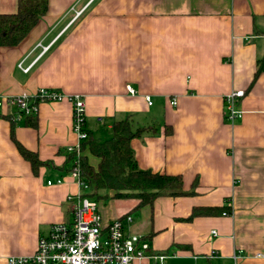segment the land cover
<instances>
[{
  "label": "crops",
  "instance_id": "1",
  "mask_svg": "<svg viewBox=\"0 0 264 264\" xmlns=\"http://www.w3.org/2000/svg\"><path fill=\"white\" fill-rule=\"evenodd\" d=\"M17 9L18 0H0V14ZM263 58L264 0H49L21 44L0 47V93L81 96L86 130L100 140L127 117L134 130L150 129L131 142L139 168L180 175L195 193L139 211L118 200L134 204L111 202L103 218L132 216L126 228L167 264H264L255 257L264 253V72L254 81ZM234 91L245 95L231 123L225 99ZM16 113L0 108V264L34 254L52 225L71 222L80 194L66 165V149L80 143L72 104L40 103L36 127L14 123ZM12 125L47 165L35 170L22 156ZM221 206L232 214L187 220L194 208Z\"/></svg>",
  "mask_w": 264,
  "mask_h": 264
},
{
  "label": "built area",
  "instance_id": "2",
  "mask_svg": "<svg viewBox=\"0 0 264 264\" xmlns=\"http://www.w3.org/2000/svg\"><path fill=\"white\" fill-rule=\"evenodd\" d=\"M50 46L42 47L43 53ZM32 65L23 67L28 73ZM130 94L135 90L128 86ZM245 95L244 91H234L227 95L226 118L231 123L240 119L243 112L238 108V99ZM69 101L73 108L74 132L78 136L79 144L70 146L67 152H77L73 162V169L69 174L76 179L79 187V203L72 207V221L52 225L48 235L40 237L37 250L32 255L11 256L8 264H167L168 256L156 252L142 235L131 233L126 225L133 222L132 216L117 218L106 222L99 211L98 203L87 193L89 186L81 177L78 157L83 155L81 143L88 139L86 130V102L81 96L66 95L56 89L41 88L33 95L23 94L8 96L0 93V108H13L17 111L14 119L22 120L25 116L36 115L40 103H54ZM152 105L150 97H146ZM176 106L177 101L171 102ZM63 179L57 180L61 184ZM49 185L53 182L49 181ZM213 234H217L213 232ZM256 258L264 259V253H257ZM239 258V256H238ZM237 259V257H236Z\"/></svg>",
  "mask_w": 264,
  "mask_h": 264
},
{
  "label": "trees",
  "instance_id": "3",
  "mask_svg": "<svg viewBox=\"0 0 264 264\" xmlns=\"http://www.w3.org/2000/svg\"><path fill=\"white\" fill-rule=\"evenodd\" d=\"M48 7L49 0H18L16 13L0 14V47H16L21 44L39 20L47 14ZM262 72L264 58L259 63L254 81ZM24 118L27 125L37 126V114ZM11 120L15 123L14 118ZM13 127L14 125L12 138L22 156L35 170L47 165L15 139ZM149 130L147 127L134 130L130 118L127 117L114 122L112 135L107 140L97 139L87 131L88 139L81 143V151H87L88 155L78 157L81 177L89 186L87 196L96 201L108 198L109 192H112V198L115 200H135L137 205L134 211H139L146 206L153 207L154 202L161 197H179L195 193L184 191V181L180 175L155 173L139 168L131 142ZM89 156L98 160L96 166L90 163ZM76 157L77 152L67 153L68 172L73 169ZM231 214L232 209L227 206L194 208L187 220L199 216Z\"/></svg>",
  "mask_w": 264,
  "mask_h": 264
},
{
  "label": "rangeland",
  "instance_id": "4",
  "mask_svg": "<svg viewBox=\"0 0 264 264\" xmlns=\"http://www.w3.org/2000/svg\"><path fill=\"white\" fill-rule=\"evenodd\" d=\"M93 200V199H92ZM99 206V211L100 213L103 214L105 213V210L110 211V208H113V205L110 206V203L113 202L115 203V207L119 205L121 209H125L131 205L134 204L133 201H118L112 198V195H109L108 198H104L102 200H96ZM118 208V207H117Z\"/></svg>",
  "mask_w": 264,
  "mask_h": 264
}]
</instances>
